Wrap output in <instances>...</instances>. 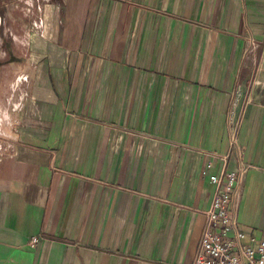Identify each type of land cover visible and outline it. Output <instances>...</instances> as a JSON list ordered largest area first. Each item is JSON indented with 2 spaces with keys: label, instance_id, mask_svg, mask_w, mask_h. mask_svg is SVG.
<instances>
[{
  "label": "crops",
  "instance_id": "obj_1",
  "mask_svg": "<svg viewBox=\"0 0 264 264\" xmlns=\"http://www.w3.org/2000/svg\"><path fill=\"white\" fill-rule=\"evenodd\" d=\"M60 2L49 39L0 44V264H194L241 165L261 238L264 0Z\"/></svg>",
  "mask_w": 264,
  "mask_h": 264
},
{
  "label": "built area",
  "instance_id": "obj_2",
  "mask_svg": "<svg viewBox=\"0 0 264 264\" xmlns=\"http://www.w3.org/2000/svg\"><path fill=\"white\" fill-rule=\"evenodd\" d=\"M28 80V74L19 79L20 82ZM229 138L233 151L239 153V141L231 128ZM204 174L207 172L204 171ZM244 175L241 165L236 172L224 169L221 176H210L216 193L210 209L202 213L205 225L194 264H264V235L261 238L249 235L238 226ZM37 243L38 239L34 238L33 244Z\"/></svg>",
  "mask_w": 264,
  "mask_h": 264
},
{
  "label": "rangeland",
  "instance_id": "obj_3",
  "mask_svg": "<svg viewBox=\"0 0 264 264\" xmlns=\"http://www.w3.org/2000/svg\"><path fill=\"white\" fill-rule=\"evenodd\" d=\"M37 4L41 5V10L39 9V12H37ZM53 5H55L56 10L58 9L57 11H61L64 7V4L61 3L60 0H0V44L10 45L14 42L25 43L26 41H30V38L32 39V37L44 40L49 39L50 37L47 28L52 15L50 13L48 14L47 8L48 6L50 7ZM44 6L46 7L45 9ZM31 15L33 16L34 22L32 21L33 23L31 25L24 28L27 23L26 17ZM257 53H261L262 55L264 52ZM5 66L6 73H9L8 71L13 68L10 67L11 65ZM13 66L16 65L13 64ZM26 74H19L20 76L17 77L13 84L14 90H17L20 85L26 86L29 83V81L21 83L18 81L20 77H25ZM236 101L232 110L233 113L231 116L230 127L238 140L239 126H237V122L241 117H239L238 112L234 111V108L237 107ZM17 103H13L14 108L20 106ZM13 133H15V136L16 131Z\"/></svg>",
  "mask_w": 264,
  "mask_h": 264
}]
</instances>
